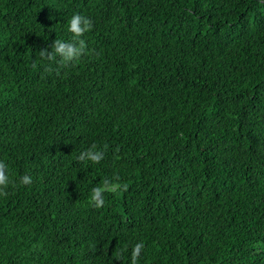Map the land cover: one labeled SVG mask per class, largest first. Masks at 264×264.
<instances>
[{
	"label": "trees",
	"instance_id": "obj_1",
	"mask_svg": "<svg viewBox=\"0 0 264 264\" xmlns=\"http://www.w3.org/2000/svg\"><path fill=\"white\" fill-rule=\"evenodd\" d=\"M0 165V264H264V0H0Z\"/></svg>",
	"mask_w": 264,
	"mask_h": 264
},
{
	"label": "clouds",
	"instance_id": "obj_2",
	"mask_svg": "<svg viewBox=\"0 0 264 264\" xmlns=\"http://www.w3.org/2000/svg\"><path fill=\"white\" fill-rule=\"evenodd\" d=\"M69 31L75 34L74 39H78L84 32H86L91 27V21L85 16L75 13L72 15L69 21ZM80 46L77 47L74 43H64L61 41H56V53L61 55L65 61L72 60L75 57H78L83 51V41H79ZM87 157L92 161H99L102 158V153L99 152H88ZM3 167V165H0ZM24 183H31V177L24 176ZM7 183V176L0 174V185ZM99 189L96 190V195L93 196V199H96V196L99 195ZM102 199L97 201V206L102 203ZM139 248V246H138Z\"/></svg>",
	"mask_w": 264,
	"mask_h": 264
}]
</instances>
